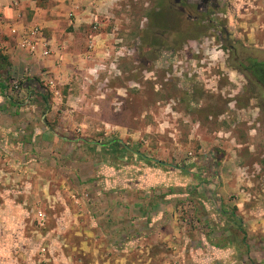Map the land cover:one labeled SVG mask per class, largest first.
Wrapping results in <instances>:
<instances>
[{"label":"rangeland","instance_id":"374dc122","mask_svg":"<svg viewBox=\"0 0 264 264\" xmlns=\"http://www.w3.org/2000/svg\"><path fill=\"white\" fill-rule=\"evenodd\" d=\"M175 1L100 0L95 21L65 26L67 54L38 79L48 104L21 87L34 73L12 77L0 209H19L28 242L2 258L220 264L228 245L244 249L236 264H264V95L242 68L264 61V0ZM215 148L219 180L204 185Z\"/></svg>","mask_w":264,"mask_h":264},{"label":"crops","instance_id":"0c3cea01","mask_svg":"<svg viewBox=\"0 0 264 264\" xmlns=\"http://www.w3.org/2000/svg\"><path fill=\"white\" fill-rule=\"evenodd\" d=\"M98 2L100 0H0V54L6 58L11 77H33L32 74L34 73L35 77L39 79L44 69H48V72L49 70L54 71L62 54L63 57L67 54L64 49H60L61 42L66 37V31L63 28L69 25H80L83 22H92V17L95 21L97 16L93 13V9L97 10ZM34 28L40 30L38 38L29 36V32ZM33 39H37V44L27 43V41H32ZM6 92L0 90V138L7 133L2 125L7 117L3 104L5 103L7 106L5 107L6 109L8 106H14L13 98L10 96L6 97ZM54 136L56 137L57 134H54ZM46 138H50V136H46ZM32 141H34V138H32ZM4 199L6 198L4 197ZM18 205L25 208L22 203ZM137 206L138 204L134 200L132 204L134 213L138 211L136 215L141 214L139 216L143 217L145 225L153 228V231L157 229L155 227H160L164 224V218L161 213L154 212L148 216L145 209L141 210L139 209L141 207L138 206L139 208H137ZM4 208L0 209L1 256L8 254L12 251V248L17 246L19 251H21L23 244L28 242L22 239V231L18 222H16L20 218L18 215L19 209L15 208L12 210L11 208V210H8ZM14 218L15 221H13ZM138 219L135 218L134 221L129 219L131 228L133 226L139 227L136 222ZM214 249L219 250L218 247H214ZM221 250L225 255H228V258L224 262L221 261L220 264H228L230 261L231 264H236L241 260L242 252H244L242 247L237 251L234 246L228 245H224ZM237 252L241 254L239 258L236 257L237 255H235V258L230 256ZM244 255L245 259H248L247 255ZM6 257L8 256L0 258V264L3 262L2 260H4V264L9 262L19 264ZM241 263H245V261Z\"/></svg>","mask_w":264,"mask_h":264},{"label":"trees","instance_id":"16d2710c","mask_svg":"<svg viewBox=\"0 0 264 264\" xmlns=\"http://www.w3.org/2000/svg\"><path fill=\"white\" fill-rule=\"evenodd\" d=\"M182 4L189 6H194V3H192L191 0H182ZM177 11L173 10V7L167 6V8H164L163 11L161 10L158 14L155 15L158 17L157 22L160 21L161 24L167 23L169 20L167 19L171 17V15L176 14ZM12 81V77L9 70V65L7 64L6 58L3 55H0V90L2 92L7 91L9 88L10 82ZM21 87L31 91V93H35L36 96H38L40 99L44 101L45 104H48V100L50 97V93L47 91L45 87L41 84V82L38 79L34 78H27L26 81L21 83ZM5 96L9 97L7 95V92L5 93ZM224 152L220 149H213L211 152H209L204 157H201V163H202V171L208 172V181L204 185L210 184L211 180H219V176L217 173V167L219 166L220 162L222 161L224 157ZM178 169V167H175ZM200 183H197V187H199ZM213 200L216 205V208L220 214H227L229 212V209H226L223 202L218 198V201L215 199L218 197L217 194L213 191Z\"/></svg>","mask_w":264,"mask_h":264},{"label":"flooded vegetation","instance_id":"af4514ba","mask_svg":"<svg viewBox=\"0 0 264 264\" xmlns=\"http://www.w3.org/2000/svg\"><path fill=\"white\" fill-rule=\"evenodd\" d=\"M175 3L182 4V0H176ZM244 72L251 78V80L257 85L264 95V61L257 59H250L247 65L243 67Z\"/></svg>","mask_w":264,"mask_h":264},{"label":"built area","instance_id":"2783aa9c","mask_svg":"<svg viewBox=\"0 0 264 264\" xmlns=\"http://www.w3.org/2000/svg\"><path fill=\"white\" fill-rule=\"evenodd\" d=\"M93 1H99V0H93ZM39 33H40V30L38 28H34L33 30H31L29 32V36L30 37H33V38H38V36L40 35ZM27 43L28 44H32V45H35V44H37V39H33L32 41H27ZM40 217H41L40 220L41 221H44V218H42V215H40Z\"/></svg>","mask_w":264,"mask_h":264}]
</instances>
